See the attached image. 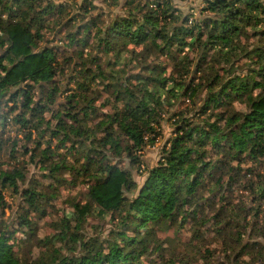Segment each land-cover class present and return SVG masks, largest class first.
Listing matches in <instances>:
<instances>
[{
	"label": "trees",
	"instance_id": "1",
	"mask_svg": "<svg viewBox=\"0 0 264 264\" xmlns=\"http://www.w3.org/2000/svg\"><path fill=\"white\" fill-rule=\"evenodd\" d=\"M69 1L75 0H64ZM141 2H154L159 10L143 6L147 12L137 20L134 14L142 11ZM124 5L130 8L128 16L97 31L91 43L86 25L79 27L82 39L67 35L66 45L76 49L73 55L80 64L70 69L73 76L69 74L61 90L56 81L61 72L57 52L40 44L46 42L43 26L64 5L0 0V107L11 104L7 113L0 110V127L17 125L27 144L22 147L24 155L30 154L32 163L54 175L61 170L64 175L75 173L85 186V203L71 204L72 213L64 218L59 233L37 243L44 249L37 258L25 260L14 251L17 243H10L13 232L0 231V264H148L153 254L162 264H196L194 256L166 259L168 248L157 236L164 226L179 231L189 222L193 240L204 237L200 228L212 223L210 231L226 246L222 254H235V261L248 254L249 247L259 246L243 244L252 231L264 240V218L259 219L264 213V174L251 166L264 161V0H208L200 19L192 21L181 19L171 0H128ZM247 31L251 37L260 36V41L246 45ZM129 51L142 52L140 61L125 62L123 54ZM186 53L198 57L195 73L202 74L198 85L193 78L192 84L182 81L189 75ZM242 57L248 60L243 76L237 66ZM148 58L153 63L146 64ZM161 58L174 64L175 78L166 77V68L157 64ZM130 68L131 75L126 73ZM98 86L111 97L104 102L111 105L110 113L97 110ZM59 97L63 102L52 111V123L45 114ZM186 98L197 108L190 118L184 110L172 115L173 138L138 185L114 162L125 158L140 170L139 153L159 135L163 111ZM46 132L69 154L71 165L66 158L54 162L58 151L49 146L41 149ZM3 135L0 132V146ZM15 145H11L14 152ZM20 164L15 159L13 167L0 168L1 188L14 195L20 192L17 182L25 179L17 168ZM20 198L39 210L45 197L34 188L22 190ZM0 208H6L1 195ZM209 210L212 217L201 218ZM87 218L108 219L105 239L81 233ZM54 241L63 243L65 253L55 249ZM215 255L204 249L202 264H213Z\"/></svg>",
	"mask_w": 264,
	"mask_h": 264
},
{
	"label": "rangeland",
	"instance_id": "2",
	"mask_svg": "<svg viewBox=\"0 0 264 264\" xmlns=\"http://www.w3.org/2000/svg\"><path fill=\"white\" fill-rule=\"evenodd\" d=\"M128 0H118L116 4L113 0H75L64 2L56 1V0H44V5L49 3H54L55 5H64V9L60 14L51 15L47 22L45 23L47 26H43L42 31L45 34V43H41L40 46H47L48 48H53L54 51L57 52V61L59 64V69L61 70L60 75L57 77L56 81L60 85L61 90L66 88V83L73 74L70 72V69L73 68L74 64H80L79 58L73 55L75 52L74 47L67 46V35L68 34H76L78 39H82L84 37L83 27L86 25L89 27L90 32V43L93 41L94 35L97 31H103L112 21L125 18L128 16L129 7H125L124 3ZM173 8L181 15V19L185 17H189V21L193 19H200L201 10L206 5V1L208 0H171ZM154 2H149L144 4H138L142 8V11L139 13H135L136 19L139 20L146 12L148 7L149 10H157L158 5L153 4ZM143 6L145 8H143ZM86 7L87 12H84ZM39 9V8H37ZM159 10V9H158ZM176 15V14H175ZM33 16L32 18H34ZM5 19V17H4ZM204 19V18H203ZM93 24V25H92ZM249 34V40L246 43L248 46L254 45L256 41H260V36L255 37L252 36L251 31H247ZM79 49V48H78ZM140 53L131 54L125 53L123 56L125 57V62L129 60L140 61ZM187 57L190 61L189 75L183 76L182 81L185 85H188L192 82V78L194 79V85H198L201 83L199 77H202L201 72L195 73L196 62L198 61V57L196 54L186 53ZM72 57V61L66 62V60ZM212 54H209L207 58V62L211 61ZM153 58H148L146 64L153 63ZM82 61H86L84 58ZM236 61V60H235ZM246 61L247 59H239L237 61V66L242 69V72L239 74L241 76L246 72ZM245 62V63H244ZM143 64V65H146ZM158 65H162L166 68V77L173 76L176 77L173 72L174 64L168 62L165 58H161L157 61ZM215 65V64H213ZM130 67V66H129ZM177 70H182L180 66H177ZM134 71L132 68L126 69L127 74H132ZM183 73V70H182ZM181 73V74H182ZM203 81H206L204 79ZM192 84V83H191ZM96 91L99 92L100 97L97 103V110H99L101 114H106L111 112V105H105L104 102L106 100H111L109 94L101 89L100 86L96 87ZM63 102V97H59L57 99L56 105L52 108L51 112L45 114L46 119H49L50 122L52 119V111L58 110V103ZM101 105V106H99ZM11 104L7 106L1 105L0 110L4 113L9 111V107ZM198 104L192 105L189 102V99H180L178 100L171 110H164L161 116V121L159 125V129H157V133L159 134L156 137V140L151 145L150 143L146 144L142 151L139 153L141 157L142 165L140 170H137L135 167L129 163V161L125 158L120 160H116L114 163L118 165L120 168L128 170L133 179L137 182L138 185H141L144 181L146 170L153 167L160 157V150L164 146V144L173 138V133L175 126L172 120V115L180 110L187 111V115L192 117L194 109L197 108ZM94 121L93 123H95ZM195 123H198L195 122ZM3 135V145L0 146V168H11L14 165V160L18 159V161L22 164L17 166L18 169L24 174V181L17 182V190L22 191L24 189H34L37 188L44 195V199L39 201L40 209L29 208L25 203H22V198H20V192L16 195L13 194V191L2 189L0 185V195L3 197V201L6 204V208L2 210L0 208V231H8L12 233V239L10 243L16 242L17 245L14 247V251L16 253H20L24 256L25 260L35 259L40 253L44 250L37 245L39 241L49 239L54 235H57L59 232V227L62 225L64 218H69L72 213L71 204L72 203H85L83 200V193L85 192V186L82 184V180L73 173L72 175H64V170L57 173V175L49 173L47 168V164L44 166L47 168L45 171L41 168V165L34 164L30 161V154L25 156L24 150L22 147L26 146V142L24 139V134L19 127L12 122L7 123V126L1 129ZM16 139V140H15ZM33 141L35 136H33ZM39 141V139H37ZM42 148L46 149L48 146L51 151H58V155L56 154L54 157V162H58L62 158H66L68 165L73 163L72 158H70L69 154H67L63 149L58 148V141L56 139L50 138V133L46 132L43 135L42 140ZM15 143L16 152L13 151L11 145ZM34 144L30 143L28 147L32 148ZM39 153V150L36 151L33 155L35 157L36 154ZM2 166V167H1ZM253 168L257 170L259 173L264 174V161L261 162L260 165H251ZM53 176L54 179L50 177ZM240 193V192H239ZM241 195V194H239ZM236 199H239L235 195ZM264 210V207H263ZM213 215L212 211L209 210L205 215H202L201 218L209 219ZM264 218V213L259 219ZM262 218V219H263ZM24 220H27L30 224L29 227L26 224H23ZM250 223L251 219H250ZM261 223L264 224V220H261ZM189 222L183 229L176 231L172 227L164 226L162 229L158 230V238L164 241L166 249V259L168 257H173L176 255H181L186 257V259L191 260V256H194V261L196 264H202L201 257L204 249H209L211 251H215L216 255L213 258V264H264V240L261 237H256L251 232L250 228H247V233L252 234V236L246 240H244L243 244L246 242H257L259 246L255 248L249 247L247 249L248 254H243L242 257L237 261L234 260V255H229L228 253H224L223 251L226 249V246L221 245V238H216V233L213 230L210 231L213 226L210 223L204 228H200L201 232H205L204 237H199L198 240H193L195 236L192 226ZM82 234L88 237H100V239H105L110 230V226L108 225V219L102 221L97 220L95 218H87L86 222L82 227ZM209 229V230H207ZM234 239H236V235L234 234ZM219 239V240H217ZM57 243L55 249H62V242ZM50 246V245H48ZM192 247H199L198 250L191 249ZM61 253H65L62 249ZM187 255V256H185ZM255 260H252V256H256ZM155 254L151 255L148 258V264H162V261H159ZM179 257H173L175 260ZM244 261V262H241Z\"/></svg>",
	"mask_w": 264,
	"mask_h": 264
}]
</instances>
